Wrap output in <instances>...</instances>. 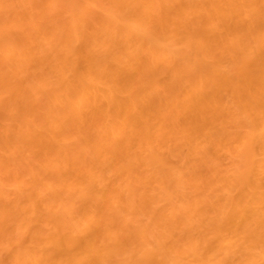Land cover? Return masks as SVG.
<instances>
[{
    "label": "bare ground",
    "instance_id": "1",
    "mask_svg": "<svg viewBox=\"0 0 264 264\" xmlns=\"http://www.w3.org/2000/svg\"><path fill=\"white\" fill-rule=\"evenodd\" d=\"M0 264H264V0H0Z\"/></svg>",
    "mask_w": 264,
    "mask_h": 264
}]
</instances>
